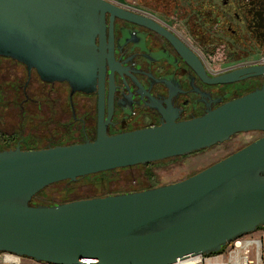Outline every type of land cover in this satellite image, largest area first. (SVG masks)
Returning <instances> with one entry per match:
<instances>
[{"label": "water", "instance_id": "1", "mask_svg": "<svg viewBox=\"0 0 264 264\" xmlns=\"http://www.w3.org/2000/svg\"><path fill=\"white\" fill-rule=\"evenodd\" d=\"M107 11L150 25L149 18L105 0H0V55L35 67L44 79L67 81L72 91L98 76L102 112ZM183 56L209 83L264 74V65H254L209 77L193 54ZM247 131L263 135L183 180L32 204L54 183L187 155ZM262 226L264 86L188 119L166 117L158 125L108 134L101 114L93 140L0 150V251L37 262L170 264L219 251Z\"/></svg>", "mask_w": 264, "mask_h": 264}, {"label": "flooded vegetation", "instance_id": "2", "mask_svg": "<svg viewBox=\"0 0 264 264\" xmlns=\"http://www.w3.org/2000/svg\"><path fill=\"white\" fill-rule=\"evenodd\" d=\"M105 1L150 25L105 13L102 112L98 76L72 91L69 82L0 55V150L93 140L101 114L108 134L188 119L264 86V74L209 83L183 56L193 54L209 77L264 65V0Z\"/></svg>", "mask_w": 264, "mask_h": 264}, {"label": "rangeland", "instance_id": "3", "mask_svg": "<svg viewBox=\"0 0 264 264\" xmlns=\"http://www.w3.org/2000/svg\"><path fill=\"white\" fill-rule=\"evenodd\" d=\"M220 62L219 60L218 63ZM216 66L221 67L220 64ZM4 123L6 129H12L13 121ZM262 135L263 133L259 131L240 132L228 141L184 156H176L152 164L117 168L105 174L96 173L88 179L84 176L74 182L60 181L48 186L39 194L36 202L49 205L177 182L225 158ZM148 174H151V178H148ZM23 264L49 263L25 258Z\"/></svg>", "mask_w": 264, "mask_h": 264}, {"label": "built area", "instance_id": "4", "mask_svg": "<svg viewBox=\"0 0 264 264\" xmlns=\"http://www.w3.org/2000/svg\"><path fill=\"white\" fill-rule=\"evenodd\" d=\"M24 259L15 253L0 251V264H23ZM170 264H264V226L232 239L219 251L197 253Z\"/></svg>", "mask_w": 264, "mask_h": 264}, {"label": "trees", "instance_id": "5", "mask_svg": "<svg viewBox=\"0 0 264 264\" xmlns=\"http://www.w3.org/2000/svg\"><path fill=\"white\" fill-rule=\"evenodd\" d=\"M184 156V155H183ZM153 162H151V163H147V164H152ZM146 165V164H145ZM117 169V168H116ZM114 170V169H113ZM110 171H112V170H109V171H104V172H99V173H97V174H105V173H108V172H110ZM93 175H96V174H90V175H87V176H85V178H89V177H91V176H93ZM81 178H83V177H80V178H78V179H81ZM148 178H151V174H148ZM77 179V180H78ZM64 181H68V182H72V181H69V180H64ZM47 188V187H46ZM45 188V189H46ZM45 189H43L42 191H40L38 194H36L34 197H33V199H32V204H41V203H39V202H36V200H37V197L39 196V194H41Z\"/></svg>", "mask_w": 264, "mask_h": 264}]
</instances>
